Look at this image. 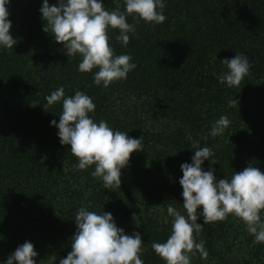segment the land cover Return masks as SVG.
<instances>
[{"label": "trees", "instance_id": "trees-1", "mask_svg": "<svg viewBox=\"0 0 264 264\" xmlns=\"http://www.w3.org/2000/svg\"><path fill=\"white\" fill-rule=\"evenodd\" d=\"M102 2L123 11V0ZM42 3L6 6L17 44L0 49V262L29 241L37 264H59L71 251L74 214L86 206L111 213L126 234L139 233L144 264H164L151 247L171 229L159 206L184 212L180 165L191 162L193 141L215 153L201 167L213 169L217 181L247 166L264 173V0H165L166 20L156 26L127 17L135 35L124 47L119 31L110 29L109 44L137 67L108 88L95 86L92 72L77 70L80 58H68L42 31ZM235 53L245 54L251 68L239 87L228 88L217 79L220 62ZM61 86L66 97L79 90L92 98L95 122L143 136V151L130 154L121 170L120 188L104 189L90 175L95 166L78 170L69 147L60 145L50 122L58 123L61 103L46 107L45 96ZM232 98L237 108L229 106ZM221 115L230 125L211 137ZM197 223L203 228L193 235L208 256L197 253L190 264H264V244H254L238 218Z\"/></svg>", "mask_w": 264, "mask_h": 264}, {"label": "clouds", "instance_id": "clouds-1", "mask_svg": "<svg viewBox=\"0 0 264 264\" xmlns=\"http://www.w3.org/2000/svg\"><path fill=\"white\" fill-rule=\"evenodd\" d=\"M9 3L10 0H0V49L13 51L17 40L10 34L6 7ZM165 7V0H123V11L119 5L109 11L102 0H56L51 6L48 0H43L39 13L42 31L63 46L68 58H80L77 70L92 72L93 84L108 88L114 82L125 80L137 67L131 55L114 53L109 44V30H118L116 39L126 47L129 34L136 33L135 25L129 24L127 17L131 16L136 23L143 21L156 26L166 20ZM220 64L223 70L217 79L228 88L239 87L251 68L243 53H235L233 58L224 59ZM45 101L46 107L61 103L59 121L52 120L50 127L57 129L60 145L68 146L77 159L76 168L86 170L94 165L90 175L101 181L104 189L120 188L121 170L127 166L130 154L143 151V136L132 138L113 130L104 120L95 122L89 115L95 111V104L82 91L66 97L61 86L45 96ZM228 103L237 108L238 102L233 98ZM229 125L228 117L221 115L212 123L209 135L221 136ZM192 143L194 154L190 163L180 165L182 177L178 181L184 212L171 203L159 206L166 208L171 229L165 242H154L151 247L164 264H190L197 253L207 258L205 242H197L193 235H199L203 228L197 223L201 217L206 225L232 215L254 237V244H264V173L257 167L247 166L240 172L233 171L230 179L217 181L213 169L205 171L201 167L215 153L207 146L200 147L197 141ZM74 220L76 231L71 238V251L59 264H144L140 257L141 235L126 234L117 227L111 213H97L81 206ZM37 256L34 245L25 241L0 264H37Z\"/></svg>", "mask_w": 264, "mask_h": 264}]
</instances>
